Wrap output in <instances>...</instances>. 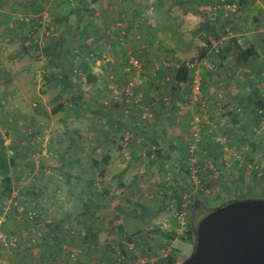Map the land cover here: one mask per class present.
<instances>
[{"label":"rangeland","instance_id":"obj_1","mask_svg":"<svg viewBox=\"0 0 264 264\" xmlns=\"http://www.w3.org/2000/svg\"><path fill=\"white\" fill-rule=\"evenodd\" d=\"M26 1L20 0L21 5L6 9L22 17L15 24L20 36L0 39V57H5L8 68L22 83H19L22 91L0 84V164L6 162L9 172L16 175L44 170L51 174L52 164L60 162L57 153L60 151L65 154L63 170L73 171L77 185H71L72 179L69 182L41 179L28 182L26 194L23 191L21 197H0L3 218L0 242L7 244V247L2 245L0 264L3 252L7 253V264L37 263L41 258L37 255L39 250L48 254L40 264H112L114 260L117 264H164L168 258L173 260L172 264H181L194 250L196 228L205 213L232 201L264 199V0H251L247 24L251 26V36L247 43L261 39V45L254 49L259 60L252 64L238 55L223 56L220 54L223 51L218 53L220 48L217 49L230 37V29L224 23L229 20L223 15L238 13L240 0L233 7L228 2L231 0H206V9L198 10L200 20L192 29V37L172 40L174 44H185V50L176 53L177 60L170 49L164 48L165 37L147 41L138 30L126 39L127 34L121 32L124 31L122 22L117 18L123 10L121 7L128 4H120L119 13L118 6L114 5L110 14L113 19L105 16L110 34L112 28L120 29L107 44L106 38L100 37V28L97 35L92 32L93 16L101 19L103 16L95 8L97 4L90 0H36L39 11L34 8L36 3L26 5ZM26 12L33 20L24 17ZM160 12L153 10L156 16ZM45 14L47 19L41 23ZM219 15H222L221 25L216 27L211 20ZM123 23L127 26V22ZM99 25L98 19L94 26ZM123 45L149 47V50L137 54L138 60L129 58L127 66H136V70L124 69L121 77L128 79L121 78L119 82L116 79L119 74L115 75L114 70L127 61L123 59L124 54L116 51ZM206 49L208 52L203 55ZM3 50L7 55L1 53ZM224 60L230 62L229 67H225ZM174 61L179 67L170 65ZM186 64H195L197 73L188 72ZM211 66L215 69L209 72ZM178 68L200 79V98L195 99L188 92L190 89H183L172 79ZM230 68H234L233 72L228 73ZM142 69L147 73L139 74L148 76L152 89L156 90L153 96H188L185 100L177 98L166 112L171 115L167 121L171 125L165 134L163 130L157 132L158 138L163 136L159 138V146L144 135L125 140L118 131L109 134L112 131L102 123L103 116L87 111L84 101L76 97L99 96L100 92L102 96L116 97L121 96L122 88L130 96L137 86L131 81H137L138 70ZM90 76L96 77L92 79L93 85ZM64 103L65 111L54 115L58 105ZM145 103L159 110L157 105L152 107L150 98L140 99L138 105L143 108ZM142 110L139 109L140 124L155 127L157 114L148 109L142 113ZM74 111L79 113L76 118L80 124L75 125L78 127L70 119ZM85 113H89L87 119ZM53 123L60 133L51 129ZM79 130L81 135L76 134ZM88 136H91L96 162L104 156L112 160L102 175L99 168L91 170V179L81 176L83 162L84 165L78 164L80 168L66 155V147L80 139L88 140ZM104 136L111 137L106 145ZM210 151L217 154L216 159L209 156ZM4 169L0 165V173L8 171ZM122 169L124 177H120ZM89 180L92 189L101 190L107 199L98 198L102 203L88 215H76L61 195H54L59 188L89 186ZM127 189H132V194L126 202L122 195ZM75 201L78 203L76 198ZM85 232L93 237L91 241ZM55 236L62 249L51 258L52 249L45 251L42 240H54ZM23 259L26 261L22 262Z\"/></svg>","mask_w":264,"mask_h":264},{"label":"crops","instance_id":"obj_2","mask_svg":"<svg viewBox=\"0 0 264 264\" xmlns=\"http://www.w3.org/2000/svg\"><path fill=\"white\" fill-rule=\"evenodd\" d=\"M18 1H20V0H0V39L1 38L2 39L9 38L11 36H16V37L20 36V32H19L20 30L18 29V26H16L15 24L22 17H19L16 14H10L6 10V9L9 10L10 7L12 10L14 6L21 5L20 2L18 3ZM205 1L206 0H126V1H124V0L123 1L122 0H98L96 3L97 5H95V8H97L96 9L97 12L100 10V13L103 17L101 19V17H98V15H96V13H95L96 16H93V18L91 19V20L94 19L95 22L93 24L91 23L90 25H91L92 31L95 32L94 33L95 35H97L96 34L97 29L99 30V28H100V30H99V34L101 35L100 37L106 38L105 42L107 44L111 43V41H110L111 38H113V36H115V34L120 29L112 28L111 34H110V31L108 28L109 20H106L105 16H108L109 19H113L112 15H110V14H112L113 6L117 5L118 6L117 13H119L121 8H123L122 12L120 11V16L117 19L121 20V22H122L121 29H123L124 31L121 30V32L123 35H125V33L127 34L126 39L130 35L134 36V32H136L138 30L141 31L143 38L146 39L147 41L152 40V37L153 38L158 37V36L165 37L164 42L166 44H165L164 48L166 47L167 49H170V52L173 53L175 56V60H177L176 53L184 51L185 50V44L184 43L181 44V42L174 44L172 40H173V38L192 37V35H191L192 29L197 25V23L200 20V13L198 12V10L203 11L204 8L206 9V7L204 6ZM214 1L216 2V0H214ZM236 1L237 0H231L228 2L232 3V7H233L234 4L236 3ZM35 3L37 4L38 2L36 0H27L25 2L26 5H34ZM256 3L254 6H256L258 4V3L257 4ZM120 4H122V5L128 4V7L130 8V12H127L128 7L122 6L121 8H119ZM252 5H253V3H251V0H243V1L240 0V1H238V6H240L239 7L240 10H238V13L233 12V13H227L226 15H223V17H228V20H229V21H227V23L226 22H224V23L226 24V27L228 29H230V33H229L230 37L234 38L236 41V44H238L240 47H242V49H247L250 46L247 43V41L251 36L250 35L251 32L249 31V28L251 26H247V24H248V21H250V13H251ZM99 7H100V9H99ZM34 8L37 9V11L41 10V9H38L39 4H37L36 7H34ZM177 8L179 9V12H177L178 11ZM230 8H231V6H230ZM173 9H176V11L173 12ZM222 9H223L222 11H225L224 7ZM153 10H160L161 12L158 13V16H156V14H153ZM35 13L38 14V12H35ZM26 14H27V16H24V17H27V19L33 20L32 17H30V15H28L27 12H26ZM221 17H222V15L221 16L219 15L218 17L215 16L213 18V20H211L212 21L211 23L213 25H215L216 27H217V25H221L220 24L221 20H219V18H221ZM38 19L39 18H36V20H38ZM41 19H42L41 23H43L47 19V14L43 15V17H41ZM98 19L100 21V25H99V27H96ZM123 22H127V26H124ZM12 23H14V25ZM95 24H96V26H94ZM135 26H137L138 28H135ZM215 32L217 34V29H215ZM167 37H170L168 39H170L171 41L170 40L165 41L167 39ZM196 37H199V35ZM107 38H110V39L108 40ZM122 39H123V37L120 38V40H122ZM1 45L3 46V49H4V44L1 43ZM186 45L188 46L189 43H186ZM137 46L128 48V47H130L129 45H128V47L123 45V47L119 48L116 51V52L120 51V55L124 54L123 59H125L127 61V62L123 63V65L118 64V66L114 70L115 75L119 74V76L116 77V79L117 78L119 79V82H120L121 78H123V77H121V75L124 74L123 73L124 69L129 70L132 67L134 70H136L135 69L136 66H134V67L133 66H127L128 62L130 63L129 58H131V57L136 58V55L139 54L140 52L145 54L149 50V47L143 49L142 46H138V47ZM180 49H183V50H180ZM128 51H129V53H128ZM1 53L5 54L4 50L1 51ZM151 53H153V51ZM131 54H134L135 57L132 56ZM5 55H7V54H5ZM116 55L118 56L119 54H116ZM230 55L232 58L236 56L234 51H232ZM0 60H3V61H0V84L1 85L6 84L8 86L11 85V86H14L17 90L19 89L20 91H22V87L20 88V85H19V83L20 84H22V83L17 79V77L15 76L16 74L13 75L14 71H10V69L8 68L9 63L6 61L5 57H3V58L0 57ZM141 62H142V60H141ZM133 63L135 65H137L138 62L134 61ZM175 63H177V61H174V63L170 64V65L174 66L175 68L179 67V64H175ZM223 64L225 65V67L230 66V62L228 63L226 60L223 61ZM150 65H152V63H150ZM111 66H113V64ZM233 69L234 68H230L228 73L233 72ZM139 72L145 73V74L147 73V71L144 72V69H142V71L138 70L137 81L136 80L131 81L134 84L136 83L137 86L135 88L133 86L134 89H133V91L131 90L130 96H129L127 90H125V88H122L119 92V95H121V96H116V97L115 96H102L103 94H101V92L98 93L99 96H94V95L93 96H86V98H84V99H83L84 96H76V97L78 99H80L81 101H84V106L87 109V111H93L95 113L99 112V114L96 116H103L104 121L102 123H105L106 128L108 127L109 130L112 131V132H109V134H114L116 131H118L119 134L124 135L125 140L128 137L131 138L135 135L138 137L144 135L145 139L149 140L150 142H152V140H155V142H153V143L156 144L157 146H159L161 143L159 138L163 137V136L161 135L158 138L157 132L159 130H161V131L163 130L164 131L163 133L165 134L166 131H169V128H170L169 125H171V123H169V124L167 123L168 118H171V115H169L166 112L168 110H171L170 107H173L172 102L176 101L177 98H179L180 100H181V98H182V100H185V99H188V96H187V98L184 96H180V97H178V96H160V97L153 96L156 93V90L152 89L150 79H148V76H146L145 74H139ZM92 79H96V77L90 76L89 80L91 82V85H93ZM123 79L125 80L128 78H123ZM167 79H169V78H167ZM172 79H173V76H172ZM143 86H146V88H144ZM10 90H11V87H10ZM95 92H93V93H95ZM112 98H114L115 100H113ZM147 98H150V103H152V107H153V105L154 106L157 105V107H159V110H157V111L154 110L153 108L150 107L151 105H148L147 103H145V106L143 108H140V106L138 105L139 100L140 99L146 100ZM65 105H66V103L59 104L58 109L56 108V110L54 112L52 111L53 114L55 115L58 112H61V113L64 112L65 111L64 110ZM175 105H177V104H175ZM139 109H143L142 113H144L145 110L148 109V110H151L154 114H157V115H155V117H156V119H158V121L155 124V127H149L146 125L143 126L140 124L141 123L140 120L142 118L141 119L139 118ZM77 114H79L78 111H74V114L70 118V119H73L72 121H73L74 126L80 124V123H78V121L80 119L76 118L78 116ZM85 117L87 119V117H89V113H85ZM124 120H129L131 123L129 124V123L125 122ZM180 121H183V118H181ZM75 127H78V126H75ZM106 128H105V130H102V131L103 132L106 131ZM51 129H54V133L55 132H57V133L61 132L59 130V128L54 125V123L52 124ZM141 131L142 132L144 131L145 133L140 134ZM85 132H86L85 137H87V133H88L87 129L85 130ZM131 133H132V135H131ZM148 133H152V135L149 136ZM76 134L81 135L82 131L79 130ZM58 138L60 139V142L62 143L63 141H61L60 135L58 136ZM103 139H105L104 145H106L110 142V140L108 142V139H111V137L110 136H104ZM138 141H139V139H137V142ZM130 142H132V141H130ZM120 143H122V142H120ZM126 144L127 143H124L123 145H126ZM170 144L171 143H169V145ZM68 147H66V150L68 149L66 155L68 157H72L73 161L76 162V165L82 164V162L85 164V165L82 164V165H84V167L82 168L81 171H83L84 173H81V176L84 177L85 179H91L90 174H91V170H93L92 161L94 159V156L92 155L93 144H92L91 136H88V140H85V141H82L81 139L77 140L74 144L72 143ZM62 149L64 150L63 147H62ZM57 153L59 154L60 162H58V163L55 162L54 164H52L54 166V169L51 171L52 172L51 174H49V172L44 170L43 172L42 171L36 172L35 174H31V172H29V173L28 172H26V173L21 172L19 175H16V172L11 173V172H9L8 167L5 168L8 170L7 175H6V177H8V178L5 179V180H8V183L6 185L1 184V181L4 179L5 174L0 173L1 174L0 175V195L4 191V195H2V196H4V197L6 196V199L8 197L13 196V195L21 197L23 195L22 194L23 191H24L23 193L26 194V192H25L26 188L25 187L28 188L29 185L26 186L28 184V182H34L35 180L40 182L41 179H43V180H56V179H58L60 181L64 180L65 182H69L72 179L73 183L71 185H77V184H75L76 181L74 180L75 175H73V171H69L68 169L63 170L66 166V162L63 161L65 154L61 153L60 151H58ZM8 161H10V160L8 159ZM34 162H35V160H34ZM111 162H112V160L109 159V157H108L107 164L99 165L98 166L99 170L105 172L106 167H108ZM27 163H29L28 165L33 166L32 162H27ZM35 164L37 165L38 163H35ZM41 164H44V162ZM49 164H46V165H49ZM4 165L7 166L6 162H4ZM21 165H23V164H21ZM71 165H73V163ZM174 165H176V162L174 163ZM79 167L81 168V166H79ZM27 169L30 170L29 168H27ZM123 173H124V169H122V172H120V177H124ZM171 176H172V174H171ZM121 180L122 179H120L119 181H121ZM16 183H18V185L15 187L14 184H16ZM22 185H24V187ZM91 185H92V181L89 180V186L83 184L82 187L78 186L76 188H70V186H69L67 189L62 188V190L59 188L56 192H54V195L55 196L61 195L62 199H64V201H66L68 203L69 209L72 212H74L76 215H78V214L80 216H81V214L88 215V213L92 209L95 210V209L99 208V204L102 203V202H98V198L99 199L103 198L104 201H106V199H107V197L104 198L102 196L101 190H94V189H92ZM23 188H25V189H23ZM131 190L132 189H130V190L127 189L123 193L122 196L124 197V201L127 202L128 195L132 194V192H130ZM94 191L96 194H94ZM123 191H124V189H123ZM75 198L78 201V203H76ZM71 200H73V201H71ZM29 229L30 228H27V230H29ZM1 237H3V236L0 234V238ZM7 243H9V241H7ZM2 245L7 247L6 242L3 244L0 242V256H1V252H2ZM6 254L7 253L3 252V259L1 258L2 264H7L6 263L7 258L5 257ZM37 255H39L41 258H39V262H37V263L35 262L33 264H40V262H42L43 260H46L45 257L48 254L43 253L42 251L39 250ZM25 261L26 260H24V259L22 260V262H25Z\"/></svg>","mask_w":264,"mask_h":264},{"label":"water","instance_id":"obj_3","mask_svg":"<svg viewBox=\"0 0 264 264\" xmlns=\"http://www.w3.org/2000/svg\"><path fill=\"white\" fill-rule=\"evenodd\" d=\"M192 254L181 264H264V199L232 201L198 223Z\"/></svg>","mask_w":264,"mask_h":264},{"label":"trees","instance_id":"obj_4","mask_svg":"<svg viewBox=\"0 0 264 264\" xmlns=\"http://www.w3.org/2000/svg\"><path fill=\"white\" fill-rule=\"evenodd\" d=\"M68 1V0H67ZM70 1V0H69ZM97 1L98 0H90V2L92 3V4H96L97 3ZM243 1V0H242ZM71 3V2H70ZM242 3V2H241ZM71 11H73V6H72V10ZM74 13V12H73ZM59 19V18H58ZM67 19V18H66ZM93 32V31H92ZM250 46L247 48V49H242V47H240L238 44H236V41H235V39L234 38H227V40H224L222 43H220L218 46H217V49H219L220 48V50H219V52L218 53H220L221 51H223V52H221L220 54L221 55H223V56H225V55H228V54H231V52L232 51H234L235 52V54L236 55H238L242 60H246L247 62H249L250 61V63L252 64V63H256V59L257 60H259V57H258V54L256 53V52H254V49H256V47H259L260 45H261V39L260 38H255L253 41H251L250 42V44H249ZM204 53H203V55H205V54H207V52H208V50L206 49V50H204L203 51ZM255 58V60H253ZM217 69H218V67H217ZM212 70H209V72H211ZM187 72V71H186ZM185 72V69H181V68H178V70H177V74H176V76H174L173 77V79H175V82H177V84H183L182 85V87H183V89H187V90H189L190 89V87H189V81H190V79H189V75H188V73H186ZM90 81V80H89ZM202 83L200 84V91L202 92ZM189 93L191 92V91H188ZM58 109V108H57ZM56 110V109H55ZM142 133H145L144 131L142 132L141 131V133L140 134H142ZM147 134V133H146ZM148 135L149 136H151L152 135V133H148ZM153 142H155V140H152V142L151 143H153ZM209 153V156L212 158V159H216V157H217V154L215 153V152H208ZM107 159H108V156H104L103 157V160L101 161H98V162H96L97 160H95V159H93V161H92V165H93V169L94 168H98V166L99 165H101V163L102 164H107ZM1 165V167H3V168H7V166H5L4 165V162L3 163H1L0 164ZM4 170H6V169H4ZM4 180H3V185H6L7 183H8V180H5V179H7L8 177H6V175H7V171H5L4 172ZM100 175H102L103 174V171H100V173H99ZM119 185H121V183L119 184ZM204 186L207 188L208 187V185L204 182ZM2 195H4V191L1 193V195H0V197H3ZM184 197V196H183ZM180 201H181V199H180ZM191 208H192V206H191ZM210 212V211H209ZM207 213H205L202 217H201V219L206 215ZM200 219V220H201ZM56 229V228H55ZM54 233H55V231H54ZM84 235H85V237H87L88 239H89V241H91V239H93V237L92 238H90V237H88V233H84ZM54 240H56V236L53 238ZM54 240H42V247H44V249H45V251H46V249L48 250V252L49 251H51V249H52V252H51V256H52V258H55L60 252H61V247H62V245L61 244H59V241L57 242V240L56 241H54ZM55 245V246H54ZM87 250H89V249H87ZM164 258H167V256L166 257H164ZM172 262H173V260H171V258H168V259H165L164 260V264H172ZM118 263V261H116V260H114L113 261V263L112 264H117Z\"/></svg>","mask_w":264,"mask_h":264},{"label":"built area","instance_id":"obj_5","mask_svg":"<svg viewBox=\"0 0 264 264\" xmlns=\"http://www.w3.org/2000/svg\"><path fill=\"white\" fill-rule=\"evenodd\" d=\"M186 68L188 70V72H192V73H197L196 71V66L195 64H186ZM210 69H215L214 66H211ZM189 73V75H190ZM191 77V75H190ZM200 79L197 77V76H193L191 77L190 81H189V87H190V90H191V94L195 97V99H198V97L200 98L201 97V91H200ZM180 86H182L183 84H179ZM2 222H3V218L0 217V226L2 225ZM73 256V255H71Z\"/></svg>","mask_w":264,"mask_h":264}]
</instances>
